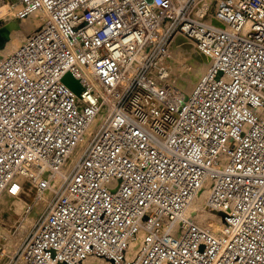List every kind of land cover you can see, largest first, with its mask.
<instances>
[{
    "label": "built area",
    "instance_id": "1",
    "mask_svg": "<svg viewBox=\"0 0 264 264\" xmlns=\"http://www.w3.org/2000/svg\"><path fill=\"white\" fill-rule=\"evenodd\" d=\"M15 2L44 19L0 55V193H53L4 264H264V0ZM176 35L206 58L189 92L161 63ZM206 183L218 233L186 211Z\"/></svg>",
    "mask_w": 264,
    "mask_h": 264
},
{
    "label": "bare ground",
    "instance_id": "2",
    "mask_svg": "<svg viewBox=\"0 0 264 264\" xmlns=\"http://www.w3.org/2000/svg\"><path fill=\"white\" fill-rule=\"evenodd\" d=\"M28 16H30L28 17V20L29 18L32 19L30 25L35 26V29L39 27L40 25L39 20L41 19V16H39V14L36 15L30 14ZM13 23L15 24V22ZM15 25L17 26V24ZM24 28L25 27L23 26V29ZM25 38L12 37L9 41L12 43L11 46L7 47V49L4 50V52L1 55L5 56L10 54L21 42H23ZM172 55L173 57H171ZM172 58H176V61L175 59ZM161 63L164 67H166L169 79L176 86L182 88L185 92H189L198 78V76L193 73L192 65L199 64L200 66H204L206 63V58L195 48V46L190 40H188L186 37L181 35V36H175L171 40L169 44L168 52L161 60ZM134 69L132 70V72L134 71ZM107 110H108V106L105 105L95 115L94 119L84 131L79 144L74 149L72 154L69 156L62 170L56 175H50L49 173L47 174L51 186L57 185L62 180V178L68 171L73 161L77 158V156L82 151V149L87 145L92 133L96 130L100 122L107 115L108 112ZM208 190H209V183L201 185L198 188L192 200L189 202L186 211L188 214H190L192 212L195 213L196 211L195 208H201V211L199 212V217L201 216L203 219L205 218V215L208 217L207 219L208 225H203V224L202 225L210 229L212 232L218 233L222 228L221 223L219 221L218 213L214 211H210L206 207V203H205ZM52 191L53 190L51 188L39 190L36 187L34 181L27 180L23 184L20 194L16 196L10 195L7 192L0 193V245L5 248L4 252L6 254V256L3 257L2 260H0V264H4L5 260L9 258V257L7 258V256H9L7 254L15 247L16 244L15 235L16 233H19L20 230L19 228L21 227V225H23L24 223L31 222L32 218L28 215L32 214V212L36 213L39 210H41L42 206L48 202V198L53 193ZM19 213L22 214V216L20 215V217H18L17 220L13 219L15 221L13 222L12 225H9V223L7 222L12 221V220L10 221L9 218L10 219L13 217L15 218L17 215H19ZM4 220H6V222H3ZM145 232L146 229L144 228L140 229L139 232L129 240L126 251V260L133 261L137 258V256L139 255L141 240ZM85 262L86 264H101V263L114 264L110 261H107L106 259L92 258V257L87 258Z\"/></svg>",
    "mask_w": 264,
    "mask_h": 264
},
{
    "label": "rangeland",
    "instance_id": "3",
    "mask_svg": "<svg viewBox=\"0 0 264 264\" xmlns=\"http://www.w3.org/2000/svg\"><path fill=\"white\" fill-rule=\"evenodd\" d=\"M18 10H19V7L16 4L15 0H0V35H1L0 36V55L4 52V50L7 49V47L11 46L12 43L9 42V41H10V39L12 37H19V38L23 37V38H25L26 36H28V34H30L35 29V26H31L30 25V23L32 22V19L29 18V20H28V17H30L28 15H30V14H32V15L39 14V16H41V19L39 20L40 24L42 23V21L44 19V14H42V12L37 11V13L36 12H32V13L25 14V15L21 16L18 13ZM33 13H35V14H33ZM13 22H15V24H17V26ZM23 26L25 27L24 29H23ZM26 30H28V31H26ZM176 36H181V35H176ZM21 41H22V39H21ZM17 43H19V42H17ZM167 52H168V50H167ZM171 57H173V55ZM172 59H175V61H176V58H172ZM189 87H191V86H189ZM51 196H52V194H51ZM51 196L48 198V202L51 199ZM45 205H47V203L44 204L42 206L41 210H39L38 212H36V213L32 212V214L28 215V216H30L32 218L31 222L24 223L23 225H21V227L19 228L20 229L19 233H16V235H15V237H16L15 238V240H16L15 247L7 255L14 253V251L17 249V247L19 246L21 241L24 239L26 234H28V232L30 231L31 227L41 217L42 213L46 209ZM195 209H196L195 213L197 214V222H199L200 224H203V225H208L207 224L208 217L206 215H205L204 219L201 216L199 217V212L201 211V208H195ZM20 215L22 216V214L19 213V215H17L15 218L14 217L11 218V219L9 218V220L10 221L12 220V221L11 222H7V223H9V225H12L13 222L15 220H17L18 217H20ZM13 219H15V220H13ZM3 222H6V220H4ZM4 249L5 248L0 245V260H2L3 257L6 256V254L4 252ZM8 257L9 256H7V258ZM101 264H103V263H101ZM104 264H109V263H104Z\"/></svg>",
    "mask_w": 264,
    "mask_h": 264
}]
</instances>
